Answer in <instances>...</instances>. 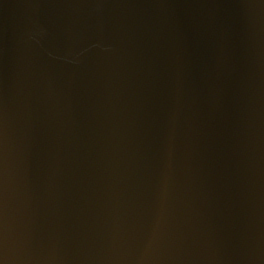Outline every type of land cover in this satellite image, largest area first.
<instances>
[{
	"label": "water",
	"instance_id": "obj_1",
	"mask_svg": "<svg viewBox=\"0 0 264 264\" xmlns=\"http://www.w3.org/2000/svg\"><path fill=\"white\" fill-rule=\"evenodd\" d=\"M5 255L264 264V0H0Z\"/></svg>",
	"mask_w": 264,
	"mask_h": 264
},
{
	"label": "clouds",
	"instance_id": "obj_2",
	"mask_svg": "<svg viewBox=\"0 0 264 264\" xmlns=\"http://www.w3.org/2000/svg\"><path fill=\"white\" fill-rule=\"evenodd\" d=\"M3 250H4L5 253H6V249H3ZM4 257H5V258L0 259V264H7L8 257H7V255H5Z\"/></svg>",
	"mask_w": 264,
	"mask_h": 264
}]
</instances>
